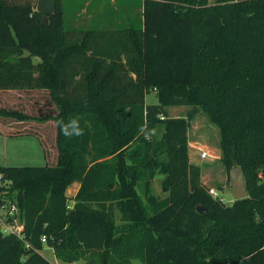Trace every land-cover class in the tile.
Listing matches in <instances>:
<instances>
[{
	"label": "trees",
	"instance_id": "trees-1",
	"mask_svg": "<svg viewBox=\"0 0 264 264\" xmlns=\"http://www.w3.org/2000/svg\"><path fill=\"white\" fill-rule=\"evenodd\" d=\"M54 2L42 25L37 0H0V89L48 90L58 151L52 166H0V204L16 203L25 234L0 230V264H52L43 236L64 263L264 264V0H144L128 28L75 31ZM151 90L157 103L146 104ZM180 105L190 109L169 116ZM199 111L219 130L227 173L244 175L248 196L230 205L189 161ZM0 116L32 118L3 107ZM74 118L83 135L69 139L58 122ZM154 170L168 194L148 196L147 211L134 185Z\"/></svg>",
	"mask_w": 264,
	"mask_h": 264
},
{
	"label": "rangeland",
	"instance_id": "rangeland-1",
	"mask_svg": "<svg viewBox=\"0 0 264 264\" xmlns=\"http://www.w3.org/2000/svg\"><path fill=\"white\" fill-rule=\"evenodd\" d=\"M34 61L38 62L39 57L35 56ZM37 89L40 90L41 88ZM26 92V90H22L21 92H0V107L9 110H17L32 116L31 119L26 120L25 124L20 125V131L32 130L39 134L42 140L45 155L48 159L46 160L42 156L41 160L37 161L34 156V150L31 149L32 147H28V144L26 142L23 143V145L18 144L19 141L17 140V138H14L10 135L4 136L2 129V131H0V166H28L37 164L40 166L55 165L58 151L56 147V125L52 116L57 113V108L54 102L51 100L49 92L31 91L28 95L24 94ZM145 103H157V96L154 90H151L145 94ZM171 108V113L173 116L184 115L190 109V107L185 105L175 106ZM47 116H51V118ZM32 120H34L35 123ZM161 133L162 128L156 127L153 136L159 138L161 136ZM144 137L151 140L152 135L144 134ZM187 137L188 149L190 148L194 153H198L195 157H193V162L200 165L201 167V182L205 187H207L208 191L211 188L217 190L219 195L223 197V203L230 205L233 202L231 182L230 179H228L227 171L220 161L221 151L219 148L220 136L218 128L213 123H211L206 114H204L202 111H199L194 119L190 121V125L187 131ZM189 142L193 143L194 146L189 147V145L191 144H189ZM23 151L24 153L22 154ZM201 152L207 153L205 158L200 157ZM194 153L192 154V156L194 155ZM161 157L162 156H160V158ZM163 179L164 174L155 172L154 170L153 176L148 177V175H145L136 181L134 187L136 189L137 196L140 197L141 200L145 203L147 211L153 210L156 206H151V204L155 202H149L148 196H151L158 201L166 198L168 192L163 188ZM78 188L79 183L77 181H73L66 188V194L68 197H70V205H73L74 203L72 198L76 195ZM5 201L7 204V199H5ZM105 206L107 209L109 207V202H106ZM3 213V209H0V214L2 215ZM121 221L123 220L120 217V213L115 210L114 224H120ZM205 235L206 232L204 233V236ZM43 245L44 246L40 250V252L44 253L48 259L54 260V255L52 254L51 249L46 246L45 242H43ZM76 262H78L79 264H84L85 260L79 259ZM55 264L66 263L58 260L55 262ZM131 264L142 263L139 259L135 258L131 260Z\"/></svg>",
	"mask_w": 264,
	"mask_h": 264
},
{
	"label": "crops",
	"instance_id": "crops-1",
	"mask_svg": "<svg viewBox=\"0 0 264 264\" xmlns=\"http://www.w3.org/2000/svg\"><path fill=\"white\" fill-rule=\"evenodd\" d=\"M144 0H60V7L63 13V19L65 26L68 30H88V29H101L108 28L112 30L120 28H128L132 25V22L137 19L141 20V12L143 10ZM10 3L23 4L28 0H8ZM30 2V1H29ZM36 10V6L33 7ZM27 52H25L26 54ZM35 92H45L46 89H29ZM26 90L24 94H30L31 91ZM22 90L16 89H0V92H21ZM34 93V92H33ZM21 95V94H18ZM167 108L169 116H173L171 113L172 108ZM26 114V113H25ZM183 116V115H180ZM177 117V116H173ZM34 122V120H32ZM26 120H14L9 117L0 116V131L3 129V134L10 135L17 138L18 144L27 143L28 147H32L34 150V156L37 161H40L42 156L47 160L45 155L42 140L39 134L32 130L20 131V125L25 124ZM35 123V122H34ZM56 125V124H55ZM20 127V128H17ZM2 134V135H3ZM21 139V140H20ZM191 142H189L190 144ZM194 146L193 143L189 147ZM25 148V147H24ZM188 149L189 161L193 162V157L197 154L193 150ZM191 152V153H190ZM197 152V151H196ZM24 151L22 152V154ZM194 155L192 156V154ZM52 160V159H51ZM53 161V160H52ZM55 162V161H54ZM11 166V165H5ZM28 166H40V165H28ZM53 253V249L50 248ZM48 261L55 264L58 259L54 256V260L48 259L44 253L40 252Z\"/></svg>",
	"mask_w": 264,
	"mask_h": 264
},
{
	"label": "built area",
	"instance_id": "built-area-1",
	"mask_svg": "<svg viewBox=\"0 0 264 264\" xmlns=\"http://www.w3.org/2000/svg\"><path fill=\"white\" fill-rule=\"evenodd\" d=\"M209 2H214V0H208ZM207 155L206 152H201L200 157L205 158ZM4 183L2 182V174L0 173V186L3 185ZM6 184V183H5ZM209 194L223 202V197L219 195L217 190H214L213 188L209 189ZM1 202V200H0ZM0 209H3L4 213L1 215L0 214V230L4 234H15L18 238L24 239V223L19 217V209L16 205L15 202H12L11 200L6 202H2L0 204ZM41 241L45 242V237H41ZM66 264H79L76 261L66 263Z\"/></svg>",
	"mask_w": 264,
	"mask_h": 264
},
{
	"label": "water",
	"instance_id": "water-1",
	"mask_svg": "<svg viewBox=\"0 0 264 264\" xmlns=\"http://www.w3.org/2000/svg\"><path fill=\"white\" fill-rule=\"evenodd\" d=\"M56 10V4L54 0H37L36 11L41 13V24H47V16L54 13ZM228 178L231 182V193L233 200L242 199L248 196L247 187L243 172L240 167L234 165L228 171ZM198 212H205V208L202 206L197 207Z\"/></svg>",
	"mask_w": 264,
	"mask_h": 264
},
{
	"label": "clouds",
	"instance_id": "clouds-1",
	"mask_svg": "<svg viewBox=\"0 0 264 264\" xmlns=\"http://www.w3.org/2000/svg\"><path fill=\"white\" fill-rule=\"evenodd\" d=\"M59 127L62 134L66 137L71 139L73 136H81L83 135V129L79 126L78 119H72L68 122L59 121Z\"/></svg>",
	"mask_w": 264,
	"mask_h": 264
}]
</instances>
